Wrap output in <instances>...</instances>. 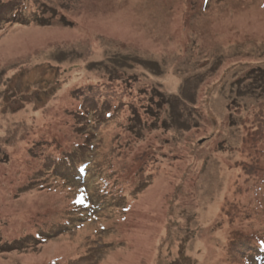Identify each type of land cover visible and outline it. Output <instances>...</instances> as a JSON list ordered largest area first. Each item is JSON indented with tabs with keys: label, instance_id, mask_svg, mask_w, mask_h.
I'll use <instances>...</instances> for the list:
<instances>
[{
	"label": "rangeland",
	"instance_id": "374dc122",
	"mask_svg": "<svg viewBox=\"0 0 264 264\" xmlns=\"http://www.w3.org/2000/svg\"><path fill=\"white\" fill-rule=\"evenodd\" d=\"M259 70L264 0H0V264H264Z\"/></svg>",
	"mask_w": 264,
	"mask_h": 264
},
{
	"label": "trees",
	"instance_id": "16d2710c",
	"mask_svg": "<svg viewBox=\"0 0 264 264\" xmlns=\"http://www.w3.org/2000/svg\"><path fill=\"white\" fill-rule=\"evenodd\" d=\"M60 20H61L62 24L67 25V23H65L62 18H60ZM37 22H38V24H40L42 26H44L46 24L42 20H37ZM258 72H260L259 74L261 76H264V71L262 72V71L259 70ZM161 101H162V99H161ZM39 151H40V147H39ZM46 152H47L46 150L43 152V154L45 155L44 159L47 160L48 162H51V160L53 159V156H51L50 154H47ZM81 158H83V156L80 153L79 160H78L79 164L77 166L78 169L76 168V170H72V172L70 174H68V171H67L63 175L62 174L59 175L60 177H57L56 174L54 173V172H56L57 167L61 163L70 165V161H68V160H62V159H58L56 162L55 161H52V163H51V165H49V169H48V171L50 172V176H48V179H50L49 182H48L49 185L53 186V184L56 182V180L63 181V182H67V179L68 178H73V177L77 181H79L80 184L81 183L83 184L84 183V178L86 177L85 172L88 169L85 166V162L84 161H81ZM82 184L80 186H83ZM83 187H85V186H83ZM81 189H84V188H81ZM79 210H81V207H80ZM85 210L86 211L93 210V207H91V208H85ZM94 213L95 212L93 211L92 214H94ZM64 222L67 223L65 227H58L57 228L56 233L59 232L58 235L61 234V233H63V232H65V231H67L69 229V226L74 225V222L72 220H70V219H66V220H64ZM65 228H66L65 231H61V230H64ZM46 234H48V233H46ZM44 236H47L45 238H48L49 237L48 235H40V233L38 235H36L35 237L38 238V239L44 240L43 239ZM29 239H30V237L27 235L23 239H20L18 241H13L10 244L4 245L2 247L3 250H4L3 252H5V253H11L13 251L21 252L23 250L25 251V250L31 249L34 246H36L34 244H30V243H32V240L30 241ZM230 239H231L230 244H234L236 242H239V241L243 240V242H245V244H248L249 243L253 247H254V244H255V246H257V247L260 248V251H262L264 249V245L261 244V242L260 243L257 242L259 240L258 238L249 237V236H246V235H230ZM33 241H34V239H33ZM261 247H263V248H261Z\"/></svg>",
	"mask_w": 264,
	"mask_h": 264
}]
</instances>
